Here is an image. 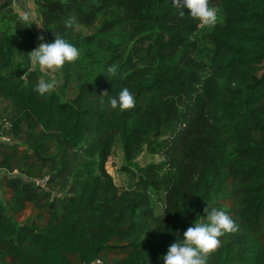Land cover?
I'll list each match as a JSON object with an SVG mask.
<instances>
[{"label": "trees", "instance_id": "obj_1", "mask_svg": "<svg viewBox=\"0 0 264 264\" xmlns=\"http://www.w3.org/2000/svg\"><path fill=\"white\" fill-rule=\"evenodd\" d=\"M209 6L211 29L173 0H40V36L0 0L14 136L0 141V264H163L208 204L237 230L207 264H264V0ZM55 33L79 58L29 70L27 53ZM38 77L55 90L41 97ZM125 87L134 107L112 109ZM116 149L122 188L106 168ZM144 152L163 159L141 165Z\"/></svg>", "mask_w": 264, "mask_h": 264}, {"label": "clouds", "instance_id": "obj_2", "mask_svg": "<svg viewBox=\"0 0 264 264\" xmlns=\"http://www.w3.org/2000/svg\"><path fill=\"white\" fill-rule=\"evenodd\" d=\"M178 7L190 10L188 15L199 22V26L211 29L217 23V13L209 6V0H173ZM22 24H33L30 13L20 16ZM67 27L73 30L80 28L75 17H69L65 21ZM43 37H38L42 41ZM79 58V49L72 43L66 41L61 35L55 33V39L50 43L39 42L38 46L27 53L29 70L36 67L42 73H50L61 69L66 63L74 62ZM108 72L115 74L116 69L109 67ZM56 88V81L49 77L45 79L38 77L33 89L41 97H44ZM112 109L120 112L132 109L135 105L134 95L125 87L115 96L109 99ZM208 204V203H207ZM206 215L199 216L192 226L188 227L182 238H177L168 246L166 254L161 259L163 264H207L208 256L220 245V237L235 232L237 226L234 220L224 211L215 207L204 209ZM200 217H204L203 222Z\"/></svg>", "mask_w": 264, "mask_h": 264}, {"label": "rangeland", "instance_id": "obj_3", "mask_svg": "<svg viewBox=\"0 0 264 264\" xmlns=\"http://www.w3.org/2000/svg\"><path fill=\"white\" fill-rule=\"evenodd\" d=\"M25 1V2H23ZM40 0H14V7L16 11L19 13L20 16L30 13L32 17L33 24H29L33 30H35L40 36H42V30L39 24L40 18L36 12L37 5ZM18 2V3H17ZM21 5H20V4ZM12 117V104L11 102L5 98L4 96H0V141L10 142L14 140V136L12 135L11 126H10V119ZM163 157L159 154L150 155L146 152L142 153L139 158L138 162L141 165H146L150 162H158ZM122 163V152L119 149H116L113 155L108 159L106 163V168L109 174L114 178L117 186L122 188L124 185L127 184L128 179L121 173V164ZM11 175H16L15 172H10ZM48 178L45 176L41 179ZM38 185L42 187L48 186L47 181L45 183L38 182Z\"/></svg>", "mask_w": 264, "mask_h": 264}, {"label": "built area", "instance_id": "obj_4", "mask_svg": "<svg viewBox=\"0 0 264 264\" xmlns=\"http://www.w3.org/2000/svg\"><path fill=\"white\" fill-rule=\"evenodd\" d=\"M47 177L46 178H44V179H41L40 181L39 180H37V182H42V183H45L46 181H47Z\"/></svg>", "mask_w": 264, "mask_h": 264}, {"label": "crops", "instance_id": "obj_5", "mask_svg": "<svg viewBox=\"0 0 264 264\" xmlns=\"http://www.w3.org/2000/svg\"><path fill=\"white\" fill-rule=\"evenodd\" d=\"M23 2H25V1H23ZM18 3V2H17ZM20 4V3H19ZM21 5V4H20Z\"/></svg>", "mask_w": 264, "mask_h": 264}]
</instances>
